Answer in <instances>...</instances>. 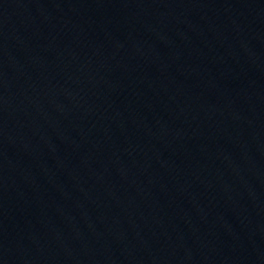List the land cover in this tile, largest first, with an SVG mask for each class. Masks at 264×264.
Masks as SVG:
<instances>
[{
  "label": "water",
  "instance_id": "95a60500",
  "mask_svg": "<svg viewBox=\"0 0 264 264\" xmlns=\"http://www.w3.org/2000/svg\"><path fill=\"white\" fill-rule=\"evenodd\" d=\"M0 264H264V0H0Z\"/></svg>",
  "mask_w": 264,
  "mask_h": 264
}]
</instances>
